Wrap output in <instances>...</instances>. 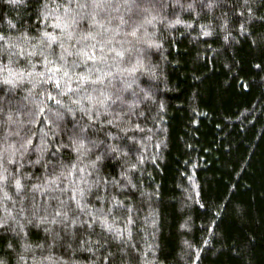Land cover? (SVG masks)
<instances>
[{
	"label": "trees",
	"instance_id": "16d2710c",
	"mask_svg": "<svg viewBox=\"0 0 264 264\" xmlns=\"http://www.w3.org/2000/svg\"><path fill=\"white\" fill-rule=\"evenodd\" d=\"M162 2L163 8L156 7L139 16L134 8L127 10L121 0H113L114 7L109 9L113 27L120 17L128 21L129 16H137V23L141 25L138 33L141 42L136 44L137 48H145L144 41L161 42L163 47L151 50L155 76H140L132 88L124 92L130 119L121 115L119 121H115L111 112L97 118V122L105 124L110 119L116 122L117 127L109 130L119 139L110 143L118 142L127 153L96 164L99 171L92 167L97 149L79 157L72 153L76 169L71 173L65 171L70 167L67 160L61 165L53 161L47 169L42 167L47 160L49 140H66V132L74 124L88 122V116L74 103L81 93L61 95L60 92L66 91L67 78L53 73L61 80L59 90L52 83H42L37 73L48 70L42 66L38 55L18 58L10 55L15 49L0 46V150L10 145L19 149L30 139L25 160H40L39 164L27 167L29 175L35 173L30 183L39 185V190L30 192L26 187L24 196L8 188L5 192L10 200L4 198L5 192H0V218L11 222V213L19 220L21 207L28 218L37 209L47 217L39 228L25 225L26 236L19 229H0V260L6 264H103L104 257L107 264H112L113 258L117 264H193L194 252L200 257L195 264H264V57L259 52L264 40L260 39L259 32L256 36L249 35L247 40L244 35L238 36L239 43L232 55L244 71L229 73L224 65L231 61L223 56L217 58L211 51L222 49L223 41L209 46L202 41L215 37L198 36L199 25L214 26V18L220 16L221 9L200 13L197 4L194 13L188 9L187 0ZM250 3L256 8V3L252 0ZM45 4L47 9L43 7ZM68 4L69 0H40L39 3L29 0L25 6L14 8L6 0H0V34L18 43L20 34L27 31L31 35L37 24L41 31L52 32L50 25L57 22L54 17L64 12ZM75 8L73 3L68 8L69 13L75 14ZM236 10L245 11L244 0H237ZM38 13L47 14V24L40 21ZM107 14L100 13L98 19ZM9 21L16 28H11ZM84 24L82 21L79 27ZM121 38L116 36L113 42L118 49L121 45L116 41ZM169 38L174 40V45ZM252 41L257 43L254 45ZM23 47L25 51L31 50L29 44ZM123 47L130 45L124 43ZM257 63L261 68L254 66ZM112 70L115 71V67ZM29 71L33 75L29 76ZM81 71L82 68L74 69L75 73ZM18 72L24 75L17 76ZM5 79L12 83H5ZM241 82L247 89L242 88ZM71 86L75 88V84ZM57 99L60 104L55 103ZM81 104L86 102L81 100ZM128 105L133 107L128 108ZM81 168L83 171H78ZM62 171L66 180L57 178ZM89 171H92L91 176L87 175ZM82 177L89 184L104 177L115 181L123 191L135 193L125 201L132 208L134 223L127 225L123 217L118 216L114 225L127 229L126 237L130 231L125 244H134L135 249L109 245L113 254L109 256L107 248L96 244L99 229L87 232L66 229L63 217L55 216L54 209L62 206L52 197L71 204L67 190L86 187ZM53 179L60 188L47 183ZM129 181L135 187H131ZM118 188L109 184L111 192ZM119 198L123 199V195ZM86 201L85 212L107 208V200L102 205L89 195ZM208 208L211 211L206 215ZM217 212L218 238L204 230ZM66 231H79L82 235H74L70 243L53 242L54 237H64ZM235 249H239L238 256Z\"/></svg>",
	"mask_w": 264,
	"mask_h": 264
},
{
	"label": "snow or ice",
	"instance_id": "6c2138e0",
	"mask_svg": "<svg viewBox=\"0 0 264 264\" xmlns=\"http://www.w3.org/2000/svg\"><path fill=\"white\" fill-rule=\"evenodd\" d=\"M6 2L15 8L25 6L29 0H6ZM36 2L39 3L40 0H36ZM252 2L256 3V8L252 7L250 0H244L245 11L237 12V0H187L188 9L194 13L197 12V4L199 5L200 13L207 14L208 11L216 8L221 9L220 16L214 18L216 20L214 26L211 24L199 25L198 36L205 38L215 37L214 39H204L202 41L203 44L209 46L223 41L222 49H211V51L217 58L223 56L231 61V63H225L224 65L229 73L237 70L240 72L244 71L242 65L232 55L233 49L239 43L238 36L244 35L247 40L249 35L256 36L259 32L260 39L264 40V0H252ZM73 3L76 5V8L73 9L75 14H71L68 11V8ZM121 4L129 11L134 8L137 16L148 12L150 9L164 7L162 0H121ZM43 7L47 9L48 6L45 4ZM113 7V0H85L84 3H80V0H69L64 12L54 17L57 22L50 25L53 28L52 32L41 31L39 24H37L33 26L31 35L27 31L22 32L18 37V43H14L9 37L0 34V46L9 50L15 49V51H10V55H15L18 58L38 55L41 58L42 66L48 70L47 73H37V75L41 76L42 83H52L59 90L61 80L53 73H60L62 77L67 78L65 80L66 91L60 92L61 95H66L68 92L81 93L80 98L75 100L74 103L80 106V112L88 116V122L74 124L71 130L66 132V140H49L47 160L42 165L44 169H47L48 165L53 161L56 162V165H61L62 161L67 160V164L70 167L66 168L65 171L71 173L73 169H76V165L72 163V153H76L79 157L86 152H91L92 149H97L92 158V167L99 171V169L95 168V165L101 163L104 159L110 161L117 155L127 154L118 142L110 143V141H118L119 137L113 136L109 129L117 127L114 120L119 121L121 115L130 119L129 113L125 108L124 92L131 89L140 76H155L156 65L150 59L154 55L151 50H159L163 47V44L155 41H144L145 48H137L136 44L141 42V38L138 35L141 25L137 23V16H129L128 21L120 17L119 23L113 27V18L109 13V9ZM169 7H172V5H169ZM180 7L183 8L184 5L181 4ZM100 13L108 14L98 19ZM229 13H232V15L229 16ZM37 15L41 22L47 24V14L38 13ZM245 16L246 19L242 20L241 17ZM82 21L85 24L83 27H79ZM104 21H107V24ZM176 22L179 23L178 20ZM9 24L11 28H16L15 24H11V21H9ZM125 24H127V27H124ZM230 24L231 27L229 26ZM258 25L260 26L259 29ZM187 27H191V25H187ZM56 29H59V31L56 32ZM121 29H123L122 32ZM116 36L122 37L121 40L116 41V43L121 45L119 49L113 43ZM169 40L170 44L174 45V40L172 38H169ZM124 43L130 45V47H123ZM252 43L255 45L257 42L252 41ZM23 44L31 45V50L25 51ZM259 52L264 57V47H260ZM49 57H52V59ZM68 58H71V60ZM254 66L258 69L261 68L259 63ZM113 67H115V71L112 70ZM33 68H35V65H33ZM77 68H82L81 73L74 72V69ZM27 74L29 76L33 75L31 71ZM9 75H12V73L9 72ZM16 75L22 77L24 73L18 72ZM74 75L77 77L75 80L72 79ZM235 78L238 80L239 76ZM5 83H12V80L5 79ZM72 84H75V88L71 86ZM241 86L247 89V85L243 84V82H241ZM83 93H87V95H83ZM132 95L135 96L136 93L133 91ZM48 98L52 99L51 96ZM81 100L85 101L86 104H81ZM55 103L60 104V100H55ZM127 107L132 108L133 106L128 105ZM109 112H111L114 120H107V124L103 121L97 122L99 115L102 113L108 114ZM135 114L137 116L141 115V113ZM136 128H139L138 124ZM28 145H31L30 139L22 143L19 149L10 145L8 149L0 150V192H5L6 189L11 188L17 195L26 196V187L30 192L39 190V185L30 183L35 173L29 175L27 167L30 164H39L40 160H25ZM61 149L66 151L62 152ZM68 149L70 151H67ZM33 152H35L34 148ZM78 171L82 172L83 169L81 168ZM52 174H56L55 168H53ZM87 175L91 176L92 171H89ZM59 177L64 180L67 179L63 171L59 173L57 178ZM81 179L86 187L67 190L68 201L71 204L60 200L59 197H52L57 199L62 206L54 209L55 216L63 217L62 223L66 229H82L84 232L99 229L100 231L97 233L99 238L96 244L107 248L109 256L113 255L109 245H122L135 249L136 245L125 244L126 239L130 238V231L126 237L125 232L127 229L114 227L118 216H122L127 225L134 223L131 215L132 208L125 201L134 197L135 193L123 191L122 188H118L115 181L110 182L104 177L91 184L83 180V177ZM25 182L29 183L26 184ZM47 183L60 188V185L56 184L55 179L47 181ZM110 183L112 187L118 188L116 192L109 190ZM128 183L131 187H135V185H131L130 181ZM61 191H64V189H61ZM105 193H107V197H105ZM89 195L102 205L107 200V208L101 207L96 212H85L87 207L86 197ZM121 195H123V199L119 198ZM4 198L6 200L11 199L6 192ZM32 201V206L35 208L34 196ZM200 206L204 207L203 204ZM210 211L211 208L206 209L205 214L207 215ZM70 212L73 213L72 216L69 215ZM24 213L25 209L21 207L19 220L12 216L11 213H9L11 222L8 219L0 218V229H5L6 231L19 229V232L26 236L27 233L24 232L25 225L39 228L47 220V217L40 214L38 209L32 212L31 218L25 216ZM82 216H87V218L81 219ZM218 216L219 213L217 212L213 215L209 224L204 226V230L216 238L219 237L218 226L215 224ZM214 228L216 231H212ZM45 230L47 231V228ZM74 235L79 236L82 233L79 231L75 233L66 231L64 237H54L53 242L56 243L62 240L64 243H70ZM202 243L207 245L208 241H202ZM188 246L190 248L193 247L192 245ZM234 251H236L238 256L239 249ZM193 254L195 255V261H198L200 259L199 254L195 252ZM195 261H193V264H195ZM0 264H6V262L0 260ZM103 264H107V257H104ZM112 264H117L115 258H113Z\"/></svg>",
	"mask_w": 264,
	"mask_h": 264
}]
</instances>
